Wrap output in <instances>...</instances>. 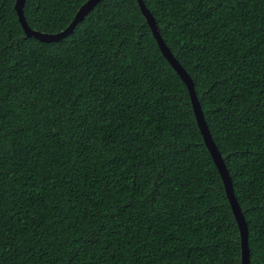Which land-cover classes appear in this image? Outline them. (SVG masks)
I'll use <instances>...</instances> for the list:
<instances>
[{"label": "trees", "instance_id": "trees-1", "mask_svg": "<svg viewBox=\"0 0 264 264\" xmlns=\"http://www.w3.org/2000/svg\"><path fill=\"white\" fill-rule=\"evenodd\" d=\"M0 0V264H242L189 90L137 0L56 42ZM87 0H27L66 29ZM191 75L264 264V0H144Z\"/></svg>", "mask_w": 264, "mask_h": 264}, {"label": "water", "instance_id": "water-1", "mask_svg": "<svg viewBox=\"0 0 264 264\" xmlns=\"http://www.w3.org/2000/svg\"><path fill=\"white\" fill-rule=\"evenodd\" d=\"M27 0H17L15 8L18 13L19 21L22 24L23 29L25 30L26 34L29 37H34L39 39L40 41H46V42H56L61 39H63L65 36L73 33L76 26L79 22L83 21L86 16L103 0H87L78 10L77 14L75 15L73 21L71 24L64 30L57 32V33H43L38 30L33 29L24 14V6ZM140 6V9L147 19V22L149 23L151 30L153 32V35L155 36L158 45L165 56V58L168 60V62L171 64V66L177 71V73L180 75L182 80L185 82L194 114L198 123V126L200 128V131L203 135L205 144L211 153L214 162L219 170V173L223 179L225 189L227 196L229 198L233 213L237 219L240 233H241V245H242V264H250V247H249V231L247 226V221L245 219V216L243 214L242 208L239 204V201L235 195L234 186H233V179L231 177L230 171L227 168V165L225 163V160L222 156V153L220 152L217 144L214 141V138L211 134L209 125L206 121L204 111L202 109L201 102L199 101L194 81L189 74V72L183 67L181 62L175 57L167 43L164 41L163 37L160 34V29L158 26V23L156 21V18L151 13L150 9L146 6L144 0H137Z\"/></svg>", "mask_w": 264, "mask_h": 264}]
</instances>
